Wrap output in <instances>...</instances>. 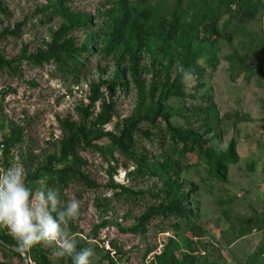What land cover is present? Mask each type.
<instances>
[{"label": "rangeland", "instance_id": "374dc122", "mask_svg": "<svg viewBox=\"0 0 264 264\" xmlns=\"http://www.w3.org/2000/svg\"><path fill=\"white\" fill-rule=\"evenodd\" d=\"M118 1L0 0V33L18 27L15 37L0 41V58L15 62L0 72V167L20 164L26 180L32 176L28 187L50 188L48 172L63 167L57 163L64 140L59 122L80 123L78 112L89 105L91 86L98 85L101 98L87 124L113 102L115 117L103 132L117 137L124 122L133 118L140 120L137 130L145 135L136 134L132 159L106 139L93 143L80 157L97 189L70 183L59 190L63 201L80 203L79 219L70 229L78 248H94L92 264H170L185 256H193L198 264H264V0H128L132 18L146 29L177 20L181 29H193L197 42L209 39L203 27L216 22L219 38L204 50L206 61L198 62L203 71L194 76L186 99L164 97V87L179 77V48L160 49L158 42L145 40L134 52L139 58L136 75L125 51L128 46L108 57L100 53L101 39L91 35L109 22V11ZM61 28L68 32L59 45L71 40L74 49L89 50L92 56L71 62L60 55L58 62L32 65L29 58L47 52ZM78 62L83 65L72 75ZM157 102L167 110L170 128L179 133L202 132V120L190 111L211 103L216 115L208 121L213 153L223 154L235 144L237 163L228 166L226 182L215 179L196 154L182 155L180 146L171 145L163 122L142 121ZM11 130L21 132V143L12 145L6 157L2 144ZM163 163L179 172L176 180L183 193L178 197H186L193 220L153 218L145 228H137L139 218L160 204L161 198L154 197L166 177L154 175V168ZM122 188L136 197L124 196ZM2 230L17 244L15 249L27 255L25 264H41L31 249L22 250ZM8 250L0 246V264H22L23 255L16 252L20 260ZM41 250L52 264H60L52 249Z\"/></svg>", "mask_w": 264, "mask_h": 264}, {"label": "trees", "instance_id": "16d2710c", "mask_svg": "<svg viewBox=\"0 0 264 264\" xmlns=\"http://www.w3.org/2000/svg\"><path fill=\"white\" fill-rule=\"evenodd\" d=\"M115 8L109 11L107 16L108 23L104 24V28L96 34L92 33L91 38L95 41L101 39V45L103 46L100 53L106 57L114 54L118 51L120 46H128V51L125 49L128 61L131 62L130 69L132 74L136 75L138 71L139 58L134 53L140 51L147 40L148 42H158L160 49L169 47L171 50L179 48V58L177 61L192 70L193 76L198 77L203 71L202 66L198 65L199 61H206L204 50L209 48L212 43H215L219 38L216 30V22L212 21L203 27V31L209 35L208 40L197 42L195 34L192 33L193 29L184 30L179 26L178 21L172 23L162 22L155 29H146L143 25L138 24L136 19L132 18V10L129 6L128 0H119L113 4ZM1 6V4H0ZM77 28L73 27L72 29ZM191 28V27H190ZM189 28V29H190ZM68 32L67 28H61L54 37L47 52L38 51L35 56H31L29 61L34 66L47 63L50 60L60 61V55L66 57V59L73 61V58L86 57L93 54L91 51L85 49H74L71 40H67L62 44H58V40ZM18 34V27L15 31L8 32L4 30L0 33V41L7 37H15ZM100 37V38H99ZM95 47V46H94ZM99 48V47H98ZM79 63V62H78ZM15 62H6L0 58V72L9 71L11 66ZM83 63L74 65L72 75L79 73L80 67ZM182 78L179 74L177 80L164 87V97H173L178 99L190 98V96L184 90V84L181 82ZM111 84V87H114ZM89 105L78 112L80 115V123L70 122L65 120L59 122L61 132L64 140L61 143L59 151V159L57 163L63 167L59 171L48 172L47 184L50 188H57L59 190L64 189L70 183H77L88 190H96V184L90 180L89 176L84 173V168L87 166L86 162L80 157V152L90 150L94 148L93 143L106 139L110 146L115 148L121 155L132 159L133 157V143L136 134L145 135L137 130L139 119H129L124 122L122 130L117 137L110 133H104L103 127L109 125L112 119L115 117L113 102L103 105L100 114L96 119L87 124V119L91 116L90 111L94 108L95 104L99 102L101 94L99 92V86L93 85L90 89ZM189 112V110H188ZM192 116L198 120H202L201 124L203 131L197 132L189 130L186 132H177L172 130L169 126V114L167 110H161L159 102L155 103L151 109L148 110L147 116L142 121L151 125L157 120H160L165 125V132H168L169 142L171 145L180 146V153L182 155L196 154L199 160L205 162L206 166L214 173L215 179L226 182L228 166L237 163V156L235 153V144L230 143L226 152L220 155L213 153V148L210 146L212 139L208 138L211 135L212 129L208 121L216 119L214 114V107L211 103L205 107L194 106L190 111ZM20 131L11 130L8 138L2 144V150L4 156H8L9 149L12 145H19ZM154 175H164L166 181L164 182L163 189L160 195L155 196V199L159 200L160 204L157 207L150 208L144 215L139 218L137 228H145L148 222L155 218L160 220L174 219L178 221L191 222L193 220V214L190 209L185 206V198H179V194L183 193L182 184L176 179L179 172L169 168L166 164H161L157 168H154ZM161 177V176H160ZM32 176H28L26 184L31 181ZM124 196H134L136 194L121 189ZM182 197V196H181ZM137 229L132 230V233H136ZM11 246L17 248V244L12 242L2 230L0 232V246ZM31 251L39 257L41 264H52L47 256L42 252L41 245H36L31 248ZM9 253L15 255L21 260L18 253L13 250H8ZM111 261V260H110ZM60 264L62 260L57 261ZM66 264H72V259L67 258ZM170 264H198V260L193 256H185L182 261L172 259Z\"/></svg>", "mask_w": 264, "mask_h": 264}, {"label": "clouds", "instance_id": "9594fccd", "mask_svg": "<svg viewBox=\"0 0 264 264\" xmlns=\"http://www.w3.org/2000/svg\"><path fill=\"white\" fill-rule=\"evenodd\" d=\"M175 68L189 93L195 82L192 70L179 62ZM25 180L22 165L0 167V229H6L22 250L41 245L53 250L56 261L71 258L72 264H92L94 248H78L77 235L70 229L80 216L79 201L65 202L59 189L30 188Z\"/></svg>", "mask_w": 264, "mask_h": 264}, {"label": "water", "instance_id": "95a60500", "mask_svg": "<svg viewBox=\"0 0 264 264\" xmlns=\"http://www.w3.org/2000/svg\"><path fill=\"white\" fill-rule=\"evenodd\" d=\"M7 248L11 249V250H14L15 252H18L19 254L23 255L22 257V264H25L26 263V260H27V255L23 252H20L18 251L17 249L11 247V246H7Z\"/></svg>", "mask_w": 264, "mask_h": 264}, {"label": "built area", "instance_id": "2783aa9c", "mask_svg": "<svg viewBox=\"0 0 264 264\" xmlns=\"http://www.w3.org/2000/svg\"><path fill=\"white\" fill-rule=\"evenodd\" d=\"M262 135L264 136V124H263V128H262ZM262 236H264V231L261 233Z\"/></svg>", "mask_w": 264, "mask_h": 264}, {"label": "crops", "instance_id": "0c3cea01", "mask_svg": "<svg viewBox=\"0 0 264 264\" xmlns=\"http://www.w3.org/2000/svg\"><path fill=\"white\" fill-rule=\"evenodd\" d=\"M263 231H264V230H263ZM263 231H262V232H263ZM261 236H262V235H261ZM262 237H264V236H262Z\"/></svg>", "mask_w": 264, "mask_h": 264}]
</instances>
